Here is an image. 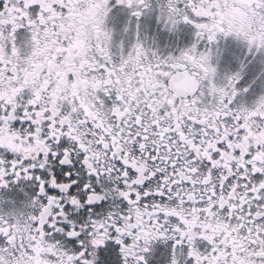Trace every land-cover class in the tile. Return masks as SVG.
Wrapping results in <instances>:
<instances>
[{"label":"snow or ice","instance_id":"1","mask_svg":"<svg viewBox=\"0 0 264 264\" xmlns=\"http://www.w3.org/2000/svg\"><path fill=\"white\" fill-rule=\"evenodd\" d=\"M0 264H264V0H0Z\"/></svg>","mask_w":264,"mask_h":264}]
</instances>
